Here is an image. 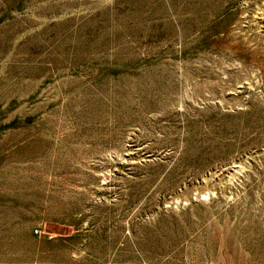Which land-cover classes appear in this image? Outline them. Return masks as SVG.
<instances>
[{
    "label": "rangeland",
    "instance_id": "rangeland-1",
    "mask_svg": "<svg viewBox=\"0 0 264 264\" xmlns=\"http://www.w3.org/2000/svg\"><path fill=\"white\" fill-rule=\"evenodd\" d=\"M0 264H264V0H0Z\"/></svg>",
    "mask_w": 264,
    "mask_h": 264
},
{
    "label": "built area",
    "instance_id": "built-area-1",
    "mask_svg": "<svg viewBox=\"0 0 264 264\" xmlns=\"http://www.w3.org/2000/svg\"><path fill=\"white\" fill-rule=\"evenodd\" d=\"M36 233H37V231H36Z\"/></svg>",
    "mask_w": 264,
    "mask_h": 264
}]
</instances>
